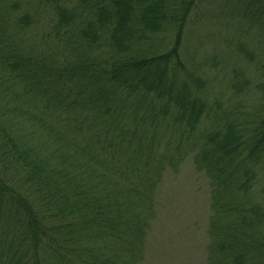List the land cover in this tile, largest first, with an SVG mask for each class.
<instances>
[{
	"label": "trees",
	"instance_id": "trees-1",
	"mask_svg": "<svg viewBox=\"0 0 264 264\" xmlns=\"http://www.w3.org/2000/svg\"><path fill=\"white\" fill-rule=\"evenodd\" d=\"M187 161L204 264H264V0H0V264H145Z\"/></svg>",
	"mask_w": 264,
	"mask_h": 264
},
{
	"label": "rangeland",
	"instance_id": "rangeland-1",
	"mask_svg": "<svg viewBox=\"0 0 264 264\" xmlns=\"http://www.w3.org/2000/svg\"><path fill=\"white\" fill-rule=\"evenodd\" d=\"M201 29L193 32L187 49L196 61L218 54L215 41L202 45ZM209 196L205 177L194 172L190 161L177 174L166 176L159 194L160 215L153 227L145 264H204Z\"/></svg>",
	"mask_w": 264,
	"mask_h": 264
}]
</instances>
